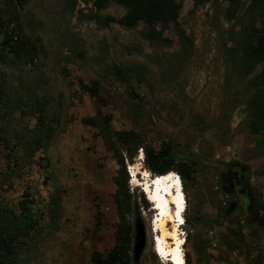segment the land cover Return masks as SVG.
Here are the masks:
<instances>
[{
	"label": "rangeland",
	"instance_id": "obj_1",
	"mask_svg": "<svg viewBox=\"0 0 264 264\" xmlns=\"http://www.w3.org/2000/svg\"><path fill=\"white\" fill-rule=\"evenodd\" d=\"M63 1L0 0V42L5 39L0 45V81L5 90L0 103V206L15 209L24 192L31 195L42 227L32 264H90L92 251L105 254L113 243L117 219L111 196L116 165L96 128L81 122L97 109L109 115L113 130H135L154 149L169 141L176 153L204 161L181 184L186 221L178 233L183 239V259L190 264H252L241 247L231 252L218 217L224 197L219 195L215 169L205 164L236 161L264 191V152L256 149L254 137L245 128L241 102L231 109L222 90L221 45L229 28L238 30L248 22L249 0H240L235 18L226 15V0H208L197 7L190 0L181 1L176 26L193 44L184 58L171 24L162 33L167 42L155 45L144 38L142 23L125 28L114 21L99 27L88 19L94 12L91 0H77L73 10L64 7ZM123 13L110 3L97 15L116 20ZM16 35L35 47L32 63L10 56L7 48L1 50L10 43L9 36L15 39ZM127 64L146 69L145 83L131 82L138 98H132L126 85L111 74L113 65ZM78 81L97 82L98 96L80 92ZM37 107L52 127L49 141L41 148L32 145L29 133ZM218 123L224 125L219 131L207 128ZM139 163L137 171H146L149 179L151 175ZM141 177L138 173L135 179ZM128 188L133 196L142 192L129 180ZM53 197H57L56 207ZM95 204L101 215L96 228ZM214 208L217 218L210 222ZM54 210L57 217L51 220ZM194 213L206 218V223L195 227ZM154 214L149 203L138 215L133 211L128 216L132 264H170L166 259L159 261L154 253ZM136 219L144 229V245L135 258Z\"/></svg>",
	"mask_w": 264,
	"mask_h": 264
},
{
	"label": "trees",
	"instance_id": "obj_2",
	"mask_svg": "<svg viewBox=\"0 0 264 264\" xmlns=\"http://www.w3.org/2000/svg\"><path fill=\"white\" fill-rule=\"evenodd\" d=\"M77 0H64V7L73 10ZM181 1L175 0H91V10L88 16L99 27L116 22L125 28H134L137 24L144 25V38L155 45L166 43L162 36L163 31L170 24L175 28V33L180 45L182 57H188L193 46L192 41L177 25ZM194 7L208 0H190ZM228 8L226 15L235 18L234 13L240 5V0H226ZM121 7L124 13L118 18L106 16L100 18L97 12L103 10L108 4ZM245 14L249 20L245 25H240L238 30L234 27L226 31V38L222 42L220 54L224 64L222 76V90L226 95V104L232 108L240 102L244 107V125L250 135L254 137L255 147L264 152V0H249ZM10 43L1 50L8 49V54L16 58H23L32 63L36 58V49L24 37L9 36ZM5 42L3 39L0 45ZM111 74L115 80L123 83L129 90L132 98L139 95L131 88V82H146V69L143 65L127 64L113 65ZM78 89L90 97L98 96L97 82L89 85L78 81ZM5 97L3 81H0V103ZM36 122L31 130L32 145L41 148L51 136L52 127L45 122L42 108L37 107ZM223 121V119L221 120ZM84 125L96 128L104 149L110 153L116 165L112 177L114 192L111 196L116 214V223L113 228V243L109 250L102 254L92 251L89 257L90 264H132L129 255L132 243V226L128 216L133 211L138 215V210L149 207L148 200L142 192L133 196L128 188V164L132 165L138 150L142 153L143 167L152 176H160L174 172L184 185L189 179L195 161L184 153H176L174 144L161 142L157 149L145 143L140 133L135 130H113L110 126L109 115L102 114L97 109L93 116L81 119ZM224 126L218 123L207 128L220 129ZM219 131V130H218ZM34 146V145H33ZM54 206H57V197H53ZM94 227L100 224V211L94 205ZM51 212V220H56V213ZM39 214L33 207L30 194L24 192L17 202L15 209L0 206V264H32L37 237L40 235L41 224ZM186 221V220H184ZM187 237V235L185 236ZM185 264H190L184 258Z\"/></svg>",
	"mask_w": 264,
	"mask_h": 264
},
{
	"label": "flooded vegetation",
	"instance_id": "obj_3",
	"mask_svg": "<svg viewBox=\"0 0 264 264\" xmlns=\"http://www.w3.org/2000/svg\"><path fill=\"white\" fill-rule=\"evenodd\" d=\"M197 165L204 163L195 155L190 156ZM206 165L215 169L219 195L224 202L219 210L222 230L229 238L231 252L241 247L252 259V264H264V191L253 182L246 167L236 161L219 164L216 161H205ZM217 218V210L214 208ZM193 225L206 223V218L194 213Z\"/></svg>",
	"mask_w": 264,
	"mask_h": 264
},
{
	"label": "bare ground",
	"instance_id": "obj_4",
	"mask_svg": "<svg viewBox=\"0 0 264 264\" xmlns=\"http://www.w3.org/2000/svg\"><path fill=\"white\" fill-rule=\"evenodd\" d=\"M142 162V155L138 156V163L128 164V171L131 172L132 177H136V174H141L140 180H132L136 186L140 187L145 194L146 199L152 205V210L156 216L153 222L152 232L155 235L154 239V253L156 256H160L162 260L166 259L170 264H185L182 255L183 239L180 237L178 230L180 228V222L184 223L183 214L185 211V200L181 189L180 180L174 174L169 172L164 175L155 176L156 182H150L152 177L148 180L146 171L139 170V165ZM159 177V178H158ZM155 185L158 188H166L170 185L169 193L160 197V191L158 193L152 192V186ZM174 187V188H173ZM165 203V205H164ZM157 211L159 213L157 214ZM168 223H171V228L168 227ZM155 231V232H154Z\"/></svg>",
	"mask_w": 264,
	"mask_h": 264
},
{
	"label": "water",
	"instance_id": "obj_5",
	"mask_svg": "<svg viewBox=\"0 0 264 264\" xmlns=\"http://www.w3.org/2000/svg\"><path fill=\"white\" fill-rule=\"evenodd\" d=\"M15 22V19L13 20ZM134 248L133 255L136 258L141 252L144 245V229L140 220L136 219L134 221Z\"/></svg>",
	"mask_w": 264,
	"mask_h": 264
},
{
	"label": "built area",
	"instance_id": "obj_6",
	"mask_svg": "<svg viewBox=\"0 0 264 264\" xmlns=\"http://www.w3.org/2000/svg\"><path fill=\"white\" fill-rule=\"evenodd\" d=\"M140 154L142 155L141 150L139 149V150H138V155H140ZM176 176H177V175H176ZM177 178L179 179L178 176H177ZM184 206H185V205H184Z\"/></svg>",
	"mask_w": 264,
	"mask_h": 264
}]
</instances>
